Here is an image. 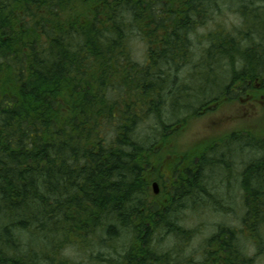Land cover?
<instances>
[{
  "label": "trees",
  "instance_id": "trees-1",
  "mask_svg": "<svg viewBox=\"0 0 264 264\" xmlns=\"http://www.w3.org/2000/svg\"><path fill=\"white\" fill-rule=\"evenodd\" d=\"M219 3L238 27L213 23ZM206 88L264 90V0H0V264H81L66 248L126 235L122 264H253L223 224L201 259L182 256L194 231L175 213L203 200L206 167L229 165L208 154L220 145L177 154L165 118L196 114ZM245 134L222 142L248 150L243 223L262 244L264 136ZM164 229L167 250L153 238Z\"/></svg>",
  "mask_w": 264,
  "mask_h": 264
},
{
  "label": "rangeland",
  "instance_id": "rangeland-1",
  "mask_svg": "<svg viewBox=\"0 0 264 264\" xmlns=\"http://www.w3.org/2000/svg\"><path fill=\"white\" fill-rule=\"evenodd\" d=\"M219 4L220 7L214 15L213 23L214 21L219 24L222 22L229 28L238 27L240 17L233 11L225 9L228 3ZM212 25L209 23L207 26L211 27ZM133 42L135 54L140 56L142 45L137 40ZM206 89H209L207 94L198 96L199 101L202 102L200 106L198 103H193L194 106H199L196 114L188 115L189 112H180L181 114L178 116L165 118L166 124H176L173 126L176 133L166 144L177 154L194 157L209 147L220 145L217 149L220 154L215 153L214 155L213 150H210L208 154L209 156L212 154L211 156L222 157L221 153H226L222 159L229 165L224 168L220 166L206 167L204 173L206 193L201 196L203 200H197V204L194 205L187 202L186 207L180 208L177 215L175 213L176 220L181 226L194 231V237L185 242L181 248L182 256L184 259L192 258L195 261L201 259L205 240L220 224H223L235 229L246 256L253 260V264H264V249L263 251L261 249L262 246L264 247V225L258 227L262 238L261 244V240L258 241L255 237H251L250 229L243 223L245 207L244 194L240 186V174L242 164L249 157L248 150L245 153H239L235 144L231 145L228 150L222 142L223 139L229 138L235 133L240 136L249 133V139L264 136V90H260V93L254 97L252 94L251 97L246 98L242 94L240 100L239 97L230 98L218 95L215 88L213 91L211 88ZM193 94L197 95L198 93L194 91ZM190 101L193 102L194 99ZM184 116L189 117L184 118ZM158 185L159 190L162 189L161 185ZM214 201L219 205L220 211L211 205ZM166 233L167 231L164 229L153 237L154 243L162 250L171 249L177 243L176 237ZM252 238L257 240L259 245L254 243ZM129 240V235L123 236L119 241L114 242V248L103 247L96 249L91 254L77 246L66 248L64 253L73 261L81 264H122L124 262V247L129 244Z\"/></svg>",
  "mask_w": 264,
  "mask_h": 264
},
{
  "label": "water",
  "instance_id": "water-1",
  "mask_svg": "<svg viewBox=\"0 0 264 264\" xmlns=\"http://www.w3.org/2000/svg\"><path fill=\"white\" fill-rule=\"evenodd\" d=\"M151 186H152L153 193L154 194H158L159 193V185H158V183L155 181V182L152 183Z\"/></svg>",
  "mask_w": 264,
  "mask_h": 264
}]
</instances>
